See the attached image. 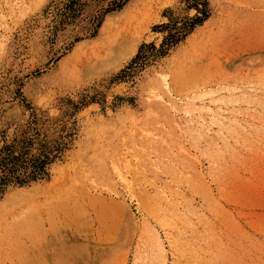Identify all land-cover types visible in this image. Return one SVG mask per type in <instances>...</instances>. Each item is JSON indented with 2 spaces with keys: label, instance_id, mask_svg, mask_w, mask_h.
I'll use <instances>...</instances> for the list:
<instances>
[{
  "label": "rangeland",
  "instance_id": "1",
  "mask_svg": "<svg viewBox=\"0 0 264 264\" xmlns=\"http://www.w3.org/2000/svg\"><path fill=\"white\" fill-rule=\"evenodd\" d=\"M0 161V264H264V0H0Z\"/></svg>",
  "mask_w": 264,
  "mask_h": 264
},
{
  "label": "trees",
  "instance_id": "2",
  "mask_svg": "<svg viewBox=\"0 0 264 264\" xmlns=\"http://www.w3.org/2000/svg\"><path fill=\"white\" fill-rule=\"evenodd\" d=\"M5 152H9L8 154H6V158H4L2 161H4L5 159L8 161L7 164H10L11 166L9 168L13 167L14 161L16 160V157L12 156V151H10V147H6L4 149ZM1 163V161H0ZM44 161H36L35 162V166H33V169L35 170L34 172H38V173H42L43 172V167H44ZM8 168V167H7ZM6 168V169H7ZM33 173V172H32Z\"/></svg>",
  "mask_w": 264,
  "mask_h": 264
},
{
  "label": "bare ground",
  "instance_id": "3",
  "mask_svg": "<svg viewBox=\"0 0 264 264\" xmlns=\"http://www.w3.org/2000/svg\"><path fill=\"white\" fill-rule=\"evenodd\" d=\"M227 150V149H226ZM224 151V150H223ZM221 154V152L219 151V150H216V151H213L212 152V156H211V158H210V160L212 161V162H216L217 161V159H219L218 157H219V155ZM228 154V153H227ZM222 156V155H221ZM217 164V163H216ZM216 167V166H215ZM205 195V194H204Z\"/></svg>",
  "mask_w": 264,
  "mask_h": 264
}]
</instances>
